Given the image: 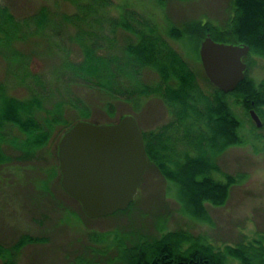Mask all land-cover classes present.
I'll list each match as a JSON object with an SVG mask.
<instances>
[{
  "label": "rangeland",
  "instance_id": "1",
  "mask_svg": "<svg viewBox=\"0 0 264 264\" xmlns=\"http://www.w3.org/2000/svg\"><path fill=\"white\" fill-rule=\"evenodd\" d=\"M98 1L103 6L95 15L101 17L103 34L113 42L110 49L101 52L120 55L124 41L135 39L126 28L109 23L124 17L132 25L139 21L153 28L198 71L200 64L186 41L168 38L166 29L192 19L223 27L233 12L232 0ZM85 3L96 4L90 0H0V101L2 96L28 99L32 87L41 86L39 91L48 96L37 109L36 117L41 123L53 109L67 122L82 119L107 124L132 114L143 132L171 120L168 106L154 94L142 96L134 104L74 82L67 83V89L63 87L72 74L66 64L82 59L80 46L89 40L87 32L96 30L97 26L89 28L82 23L74 27L62 17L82 13L81 6ZM42 7L47 12V26L43 30L37 29L33 21L39 18ZM90 15L87 21L92 20L93 14ZM92 38L98 43H111L100 36ZM246 61L247 75L259 84L264 78V57L250 53ZM140 78L148 84L158 81L157 73L150 68L142 69ZM199 80L205 89H210ZM227 101L240 121L238 133L242 142L216 157L219 170L211 174L221 181L225 174L233 175L237 181L230 187L224 204L205 203L209 221L184 212L175 183L164 178L149 162L126 209L90 218L60 185L56 147L62 133L55 131L44 147L32 156L22 157L21 145L26 136L14 126H6L7 142L3 149L11 159L0 163V244L11 248L22 236L30 235L39 241L22 246L14 264H77L78 258L91 255L88 248L99 247L101 251L110 244L112 248L105 255L117 254V245L133 246L176 230L202 237L215 249L261 239L264 236V120L258 116L261 125L257 126L234 96L227 95ZM81 109L88 116H81ZM102 234L99 240L95 239ZM226 262L239 264L232 257H227Z\"/></svg>",
  "mask_w": 264,
  "mask_h": 264
},
{
  "label": "trees",
  "instance_id": "2",
  "mask_svg": "<svg viewBox=\"0 0 264 264\" xmlns=\"http://www.w3.org/2000/svg\"><path fill=\"white\" fill-rule=\"evenodd\" d=\"M90 2L96 4L85 3L81 6L82 13L62 17L74 27L82 23L89 28L97 26L96 30L87 32L89 40L80 46L82 59L66 64L72 74L63 87L67 89V83L74 82L134 104L142 96L154 94L161 97L172 119L147 132L141 130L148 162L164 178L175 183L177 198L184 212L209 221L205 203L224 204L230 187L237 181L233 175L225 174L221 181L211 174L213 170H219L216 157L226 148L242 142L238 133L240 121L232 112L227 95L234 96L235 101L246 111L254 109L264 120V78L256 84L246 70L244 78L233 91L223 92L205 76L201 68L199 46L209 33L215 41L248 45L247 56L254 53L264 57V0H232V16L223 27L192 19L166 29L168 38L186 41L193 58L200 64V71L153 28L139 21L132 25L124 17L109 23L126 28L135 39L130 37L124 41L120 55L101 52L110 49L113 42L103 34L101 17L95 15L103 5L98 0ZM46 14V9L42 7L38 13L39 18L33 19L37 29L43 30L47 26ZM90 14H93V18L87 21ZM92 36H100L102 40L111 43H98ZM246 57H243V61L248 63ZM144 68L157 73L158 81L155 84L142 81L140 75ZM200 78L210 86L209 90L200 83ZM38 87L41 86L32 87V96L28 99L1 97L0 163L11 159L3 149L7 142L6 126H14L26 136L21 145L24 152L22 157H29L44 147L55 131L63 134L75 123L67 122L54 109L48 112L41 123L36 117L37 109H40L43 99L46 100L48 96L39 91L42 87ZM82 110L80 115L88 116V112ZM11 143L18 146L15 140H11ZM99 237H103V234L95 239L99 240ZM38 241L37 237L24 235L11 248L0 244L2 264H14L22 246ZM185 243L187 245L184 246ZM98 248H88L91 249V255L78 258L76 263L227 264V257H232L239 264H264V236L252 242L215 249L202 237L176 230L165 233L161 238L137 242L133 246L117 245V254L105 255L112 248L110 244L103 246L101 251Z\"/></svg>",
  "mask_w": 264,
  "mask_h": 264
},
{
  "label": "water",
  "instance_id": "3",
  "mask_svg": "<svg viewBox=\"0 0 264 264\" xmlns=\"http://www.w3.org/2000/svg\"><path fill=\"white\" fill-rule=\"evenodd\" d=\"M248 52V45L215 41L209 33L199 47L207 79L223 92L233 91L244 78L247 65L242 58ZM249 113L260 126L255 110ZM57 159L62 189L90 218L126 209L148 164L142 133L132 114L107 124L76 121L58 140Z\"/></svg>",
  "mask_w": 264,
  "mask_h": 264
}]
</instances>
